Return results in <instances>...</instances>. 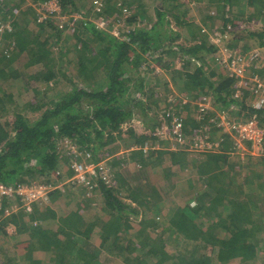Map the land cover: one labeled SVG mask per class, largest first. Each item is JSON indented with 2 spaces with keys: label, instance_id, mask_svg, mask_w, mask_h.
<instances>
[{
  "label": "trees",
  "instance_id": "obj_1",
  "mask_svg": "<svg viewBox=\"0 0 264 264\" xmlns=\"http://www.w3.org/2000/svg\"><path fill=\"white\" fill-rule=\"evenodd\" d=\"M25 1L0 0V21H7L8 18L11 21V30L0 35V78L8 81L7 89L0 94V183L17 187L42 177L50 179L52 176L56 183L66 176L71 177L70 170L65 175L58 174L57 170L60 164L68 169L69 158L64 148L60 147L64 139L73 142L79 150L88 151L94 162L109 159L113 170L112 183H99L98 191L91 197L98 194L101 198L98 207L103 216L96 222H86L84 218L89 205L87 202L91 203V198L78 203L74 211L60 218L51 210L37 206H33L28 214L21 210L7 218H3L0 212L2 234L7 226H13L17 234H27L29 240L19 244L20 248L26 249L25 260L31 261L35 247L47 253L54 252V256L49 258L50 264H100V250L86 249L91 246V236L96 227L99 229V246H105L113 239L107 245V251L117 255L123 264H212V260L216 264H229L235 260L239 264H251L259 255H264V158L250 163L246 160L243 165L237 164L235 159L232 161L230 153L234 146L230 135L231 140H224L223 135H214V140L222 138L219 150L211 154H197L199 157L191 165L192 168L189 166L192 152L160 151L147 158L141 150H132L146 141L154 140L151 135L161 124V121L148 118L150 106L158 108L156 115L170 111L169 107L160 109L170 101V96L156 91L160 88L157 87L158 83L149 84L141 76L153 71L152 65L169 69L174 74L171 81L174 84L181 82V92L191 94L195 91L199 95L212 97L214 106L221 104L226 107L232 102L230 96L235 81L212 67L216 64L212 57L216 56L220 44L211 42L208 31L214 36L215 31L221 37L224 34L232 35L227 44L220 39L230 50L233 44L240 43V55L247 54L248 49H256L263 56L264 30L248 31L242 25L261 17L264 19V0H206L202 7L215 8V17L220 20L219 28L213 26L215 17L211 13L199 22L187 19L189 3L201 4L204 0H163L164 4L155 7L152 18L143 16L142 6L137 9L139 14L136 11L132 14L130 7L132 15L126 23L137 27L127 34L128 42L101 33L91 25L81 26L80 32L74 29L72 34L75 42V77H70L67 69L62 70L57 66L60 62L62 66L65 64V67H69L71 61L65 55L70 51L58 46L56 49L60 52L57 51L55 55L51 50L50 35L42 36L49 30L60 40L62 32L58 26H54L55 21L36 23L34 7L44 0H31V6L23 10L21 5ZM58 1L64 12L78 11L75 0ZM122 1L125 4L128 2ZM104 2L105 11L101 15L112 24L118 13V3L116 0ZM168 16L170 18L167 20ZM142 22H146L145 26H140ZM30 24L35 27H29ZM149 24L151 26H147ZM170 26H174L176 31L168 29ZM182 31L186 34H182ZM155 52L158 55L153 58ZM22 55L27 57L23 66L25 70L31 66L41 67L28 76V83H41L43 90H46L39 92L33 89L35 99L23 106L26 111L40 112L34 121H30L17 107L9 106L13 99L9 83L20 76L14 64ZM148 55H151V63H147ZM177 60L181 64L180 70L174 65ZM193 61L198 64L190 69ZM254 72L263 78L264 69L256 68ZM60 78L68 83L69 88L54 94L50 85L57 86ZM163 86L167 94L168 82H163ZM177 98L179 104L181 98ZM245 99L239 104L242 109H246ZM188 106L183 108L185 114L190 108ZM179 108L173 107L175 110ZM195 114L196 109L194 114L185 118V133L193 134L204 126L212 130V135L219 131L208 122L207 117L198 121ZM255 114L264 124V110L247 111L248 116ZM136 116L142 118L138 126L131 124ZM119 141L123 144L127 141L121 156L117 155L120 152ZM163 156H168L170 166H177L181 173L194 168L200 183L196 186L191 180L188 181L193 196L184 206L176 207L168 219V229L175 231L174 241L190 247L189 251L178 252L175 256L167 253L160 236L152 238V233L156 235L159 228L160 192L149 186L147 181L142 183L145 178L141 177L144 174L148 176L147 173L139 174V182H135L127 179L123 170H119L133 161L140 165V172L146 171L149 166L155 170ZM178 170H168L163 176L173 179ZM63 195L55 191L50 195L51 201ZM192 201L196 203L194 207L190 206ZM142 213L146 218L140 221L139 230L132 239H126L125 244L120 245V234H128L133 227L131 216H142ZM196 219L209 221L210 226L205 229L204 222L198 224ZM46 220H52L55 224L47 227L43 225ZM159 232L164 233V228ZM77 236H82L84 240L80 241ZM207 249L209 255L204 254ZM132 253L135 255L130 258ZM150 256L156 259L155 262L147 261ZM13 259L6 258L1 264H16ZM30 263L39 264L37 261ZM45 264L49 262L46 260Z\"/></svg>",
  "mask_w": 264,
  "mask_h": 264
},
{
  "label": "rangeland",
  "instance_id": "obj_2",
  "mask_svg": "<svg viewBox=\"0 0 264 264\" xmlns=\"http://www.w3.org/2000/svg\"><path fill=\"white\" fill-rule=\"evenodd\" d=\"M75 1L77 2V5H78V11L77 12H72V11L65 12L66 13V21H65L66 23H64L62 25H58L55 22V24H54V26H58L59 31L62 32L60 40L56 39L55 33L50 32L51 33L50 34L49 30H48V32L47 31L44 32V35L42 34V36H44V38H45V36H47V33L50 35L51 50H52V52H54L55 55H57V53H58L57 51H59L56 49L58 46H60V48H67L70 51L68 54L65 55V58H68L71 61L69 63V67L68 68L65 67L66 66L65 64L62 66V64L60 62H58V64H57L59 69H62V70L67 69L70 77L76 76L75 60H74L75 53L73 52L75 42H73L74 39L72 37L73 30L78 29L80 32V27L81 26L84 27L81 20H83L85 16L88 18V17H91L93 15L94 7L98 2L102 3L104 8H105V2H104L105 0L104 1L103 0H75ZM113 1H115V0H113ZM116 1H117V3L122 5V8L126 7V10L127 9L129 10V8L131 7L132 14L135 11H136L135 13H138L139 12L137 10L138 7L142 6L141 10H142V13L144 15L143 14H141V15H143L145 18L147 16H150L149 18H152L154 16L153 11H154L155 7L156 6L159 7L161 4H164L163 0H127L128 2L126 4L123 3L122 0H116ZM41 2H43V1H41ZM41 2L36 4V6L34 7L35 12H36L37 6ZM205 3H206V0H204V2H202L201 4H196L194 2H190L189 3L190 4V6H189L190 11L188 13L187 19L189 21H192L193 19H195L194 22H199V20L201 21L205 17V15H208L210 13H211V15H213L212 17H215L216 16L215 8L213 6H210L209 8H203L202 5ZM31 4H32L31 0H26L25 3H23L21 5V8L23 10H25L24 8L31 6ZM109 5H111V2H109ZM236 11H237V9H236ZM236 11L234 10V12H236ZM128 12L131 16L132 15L131 11L129 10ZM36 15H37V13L35 14V17H36ZM169 18L170 17L168 16L167 20ZM74 19H76V20H74ZM11 20H13V19H11ZM15 20L17 21V19H15ZM142 20H143V18L141 19V21ZM52 21H54V20L50 19V20L41 22L39 19H37L36 23L39 24L41 22L43 24L44 23L48 24V23H52ZM4 22L10 24L11 21L8 18V20L4 21ZM145 23L146 22L140 23V26H145ZM219 24H220V20H217L215 17L213 20V26L219 28ZM147 26H151V25L149 24ZM29 27L34 28L35 26L30 24ZM242 27L244 29H247L248 31L249 30L250 31L264 30V19H263V17H261L258 20H253L251 22L244 23L242 25ZM168 29L172 30L173 32L176 31V30H174V26H170ZM183 33L186 34L185 31H182V34ZM208 35L211 36V40L221 38L225 43L228 41L229 38L232 37V35L226 34L227 39L222 38L221 34H219L218 31H215L216 37L213 34H211V31H208ZM42 38L43 37H41V39ZM229 43H230V41L228 42V44ZM233 45L234 46L232 47L233 49L231 50V52L236 53V54H240L241 52H239V49L241 51V44L235 43ZM220 46L221 47L224 46L222 41H221ZM221 50H222V48H220L218 50V52L216 53V56L214 55L215 57L214 56L212 57L214 62L216 63L212 67H214L217 70V72H219L220 74L222 73V75L224 74L225 76H227L225 73L226 69L224 67V64L222 63V58L225 59L226 57H224L225 56L224 52L220 53ZM248 51L249 52H247V54L242 55V56H250V55L253 56V54L258 53L259 60L257 61L256 67L258 70H263L264 69V55L262 56L261 51L256 50V49H254V50L248 49ZM157 55H158V53L155 52L153 54V58H155ZM219 55H220V57H219ZM216 57H219V61L216 60ZM26 59H27V57L25 55H22L21 57L18 58V60L14 64V68L20 71V76L18 79L10 81V83H9L10 84V91L9 92L12 93V96H13V99L11 100L12 104H9V106L12 108L17 107L18 110L23 111L24 115L30 121H34L35 119H37L39 117L40 112L32 113V112L26 111L24 109L25 107H23V106L25 104H27L28 102L35 99L33 89L34 90L38 89L39 92H45L46 90H43L44 86H42L41 83H35L33 81L28 83V80H27L28 76H30L33 72L40 70L41 67L39 65L31 66L29 69L25 70V68L23 66L26 63ZM149 59L152 60L151 55H148L147 63H151L149 61ZM179 62L180 61L177 60V62L174 63V65H175L176 69L180 70L181 64ZM197 64H198V62L193 61L191 63V67H189V68L193 69L194 66ZM154 66L155 65H152V67L154 68L153 71H149L148 73L142 74L141 76H144L145 81L148 82L149 84L158 83L157 87L158 88L160 87V88L157 89L156 91L162 92L164 94V96H170V101L168 100L169 102L166 103L167 105L164 104V106H161L160 109L168 108V107H169V109H173V107L179 106L180 108L178 110H180L181 112L184 113L183 118H186L187 116L190 117L192 114H194L195 113V108H194L195 106L194 105L199 100V98L203 95L202 94L199 95L195 91L191 92V94H187V92H185V91L181 92L179 89V85L181 84V82H178V83L176 82V84H174L171 81V78L174 76V74H172V72L169 69H165V68L161 69L160 67H154ZM11 68H13V67H11ZM189 68L187 70H189ZM255 69L256 68H253L252 70H249V71L251 73L255 74V72H254ZM9 71H10V69L6 70L7 73ZM249 74L250 73L246 72L247 76H249ZM263 78H264V76H263ZM165 81L168 82V86H169V89H168L169 92L167 94L164 91V86L162 87V84ZM7 83H8V81H4L3 78H0V94H1V92H3V89H7V87H8ZM234 84H235V82H234ZM50 87H51L50 90H52L54 94L62 93L63 91L68 90V88H69L68 83L65 82L63 78L59 79L57 86L50 85ZM177 97L181 98V101L183 99H187L188 103L186 105H183V106L180 104L181 102L178 104V101H177L178 98ZM210 98L212 100V104L214 105L215 102H214L213 98L212 97H210ZM36 99L38 100V96L36 97ZM188 104H189L188 108L189 107L190 108L186 111V114H187L186 115L185 111H183V108L185 106H187ZM222 106L223 105L218 104L217 106H215V108L219 109ZM157 109H158L157 107H154L153 105H151L149 110L147 111L148 112L147 113L148 118L152 117L153 119H155V121H160V119H161L160 114L156 115V113L158 112V111H156ZM185 110H186V108H185ZM153 111H156V112L154 113ZM196 112L198 113L197 110H196ZM138 116H140V115H138ZM138 116L135 117L136 119L132 120L131 124H135L136 126H138L139 124L142 123L141 122L142 118L138 117ZM196 116H197V114H195V118H198ZM188 120H189V118H188ZM214 135H216V136L223 135L224 140H225V138L230 139L228 137L229 135L226 134L222 130H219V131L217 130L215 134L210 135L212 141H214ZM153 141L154 140H149L148 142H153ZM231 142L234 144L235 140H231ZM160 143H161L160 144L161 148L166 147V145L162 144V142H160ZM120 144L121 145H120L119 149L121 151H123L124 150L123 146L127 145V141L125 142V144H123L122 142H120ZM236 144L237 143H235V145ZM60 147L64 148L61 145V143H60ZM160 151H162V150H159L158 152H160ZM163 151H166V150H163ZM158 152H150L144 156L149 158V155L154 154V153H158ZM167 153H171V152L167 151ZM127 154L129 155V153H126V155ZM197 154L198 153H194V154L189 155V158L191 159L190 160L191 163H189L190 167L193 164V162L196 163V160L199 157ZM207 154H211V153H207ZM202 155H205V154H202ZM230 155L232 156V157H230L232 161L235 159L236 163L237 164L240 163L241 165H243L246 162V160H248L247 162H249V163L250 162H256L258 160L257 157H255L251 154L245 153V152L240 153V152L235 151L233 153H230ZM137 164H138L137 161H133L130 165L127 164L124 167L122 166L121 168H119V170L121 171V170L126 168L125 170L122 171V173L126 176L127 179H130L131 181H135V182H139L138 181L139 174L147 173L148 176H146V174H144L145 176L141 177L142 179L145 178V180L142 181V183H146V181H147L149 186H151L154 189L155 188L158 189V191L160 192L159 195L161 196L162 201L160 202V209H159V212L157 215V224H158L159 228L157 226L158 232L156 235L152 233V238L154 239V238H158L160 236L163 239L164 244L166 245L167 253L171 256L177 255L178 252H184L186 250L189 251L190 247H188L187 244L174 241L175 231L171 230L170 228L168 229V219L171 216L172 211L176 207L184 206V204L186 202H188V200L193 196V191L191 190L188 181L191 180L193 182V184L195 183L196 186H199L200 183H198V177L195 175L196 173L193 170L194 168L192 169V171L185 170L183 173H181V170H178L177 166H170V161L168 159V156L162 157V159L160 160V164L158 165V168L155 170H153L152 167L149 166V167H146V171L140 172L139 171L140 165L139 164L137 165ZM153 166H155V165L153 164ZM57 170H58V174L65 175L69 169H67L66 165L60 164L58 166ZM168 170H171V171L178 170V171H176V176L173 178L174 180L171 178L170 179L164 178L163 173H166V172L168 173ZM261 171H263V169ZM245 174H247V172ZM245 174H244V177H245ZM240 176L243 177V175H240ZM49 178L50 179H44L42 177L38 180L30 181V183H32V182H45L46 180L55 181L52 176H50ZM62 188L64 189V192H62V194H64V195L62 197L55 199L53 202L51 201V197H50L47 204H45L43 206L41 204H38L37 208H39V209L47 208V209L51 210L52 212H54L57 218H60V217L67 215L69 212L74 211L76 209V206L78 205V203L83 202V201L86 202L87 200H89L92 197V194H90V192L87 191L86 187H84V186H78V185L77 186H72V185L68 186V185H65ZM90 200H91V203L87 202V203H89V205L86 208L87 210H86V214H84V218L86 219V222H88V221L96 222L98 219H100L103 216L101 209L98 207V204L101 202V198L97 194L93 198H91ZM195 205H196L195 202H193V201L190 202L191 207H194ZM34 206H36V205H34ZM135 208H136V205H135ZM10 209L11 208H9V204H7V202L4 201L1 204L0 212H2L3 218H7L12 214H15V213H18L19 211H21V210H17L10 215H6V211H10ZM218 212H220V210ZM145 218H146V216L144 213H142V216L141 215L131 216L130 221H131V224L133 227L130 229V231H128V234H124V235L122 233L120 234L118 243L120 245H123V244H125L126 239L127 240L132 239L135 232L137 230H139V228H140L139 227L140 221L144 220ZM196 221L198 222V224H199V222L201 223V221L204 222L203 227L205 229L210 226L209 221L206 222L205 220L203 221V220H199V219H196ZM54 224H55V222L52 220H46L45 222L43 221V225H45L47 227L49 225L53 226ZM33 225H37V223H33ZM163 228H164L165 232L161 234L159 232V230L163 229ZM2 233L3 232L0 231V264L2 263V261L4 262L6 258L7 259L8 258H14L15 260L14 259L13 260L16 264H31L30 262L33 263L35 261H37L39 264H45L46 260L50 264L49 258H50V256H54V252L53 253H47L45 251L38 250L35 247L32 249L31 261L29 262V261L25 260L26 249L20 248L19 244H20V242L28 239V236L26 233L17 234L15 231V228L13 226H7L5 228V233L4 234H2ZM77 237L80 241L84 240V238H82V236H77ZM112 241H113V239H111V241L107 242L105 244V246H99L100 245L99 229L96 227L94 233L91 236L90 248H86V247L85 248L88 250H90L91 248L92 249L95 248L96 250L97 249L100 250L99 251L100 253L98 256V261L100 262V264H123L122 260L117 255H115L114 253L111 254L107 251V245L112 243ZM208 250L209 249H207L204 252V254L206 253L207 255H209ZM201 253H203V251ZM263 253H264V250H263ZM134 255H135V253H132L130 258H133ZM213 257H214V255L212 256V258ZM155 260L156 259L152 256H150L147 259V261L149 263L155 262ZM211 263L216 264V263H213V260ZM263 263H264V255H259L257 260H255V262L251 263V264H263ZM229 264H239V261L235 260L234 262H231Z\"/></svg>",
  "mask_w": 264,
  "mask_h": 264
},
{
  "label": "built area",
  "instance_id": "obj_3",
  "mask_svg": "<svg viewBox=\"0 0 264 264\" xmlns=\"http://www.w3.org/2000/svg\"><path fill=\"white\" fill-rule=\"evenodd\" d=\"M117 9L118 13L115 15L114 22L110 24L111 21L106 20L105 16L101 15L105 9L103 4L98 2L94 7L93 15L88 18L85 16L81 20L83 26L91 25L101 33L109 34L119 41L128 42L127 34L135 30L137 26L126 23L130 17L126 7L122 8V5L118 3ZM36 13L37 19L41 22L53 19L58 25L66 23V13L63 12L58 0H44L37 6ZM10 27L9 23L0 21V35L10 31ZM222 38H226V34ZM211 42L219 45L221 39H212ZM220 48H222L220 53L224 52V57H226L225 59L222 58L226 77L235 81L230 96L232 102L226 107L223 105L217 109L209 96H201L194 105L198 111L196 116L198 118L195 119L200 121L207 117L212 126L230 135L232 140H235L233 152H245L258 159L264 158V124L260 122L257 114L247 115L249 109L254 112L264 110V79L249 71L257 68L259 55L255 53L253 56H242L231 52L224 46H220ZM219 57H216L217 61H219ZM246 72L250 73L249 76L246 75ZM244 99L246 109L239 106ZM187 103L188 100L183 99L180 104L183 106ZM183 116L178 109H170V111L160 115L161 124L151 135L154 141H146L137 148L133 147L132 150H141L144 155L159 150L168 152L188 151L198 154L216 153L222 138L212 141L210 137L212 130L209 131L207 126L200 127L193 134L185 133L184 121L186 119ZM160 142L165 143L166 147L161 148ZM235 143L237 144L235 145ZM61 145L69 158L68 169L72 174L71 177L63 178L58 183L53 180H46L45 182H29L17 187L0 183V206L5 201L11 208L10 211H6V215L17 210L30 213L34 205L41 204L43 206L47 204L53 192H64L62 187L65 185L84 186L90 194H95L98 191L97 185L99 183L105 185L112 183L113 170L108 159L94 162L88 151L79 150L73 142L67 139H64Z\"/></svg>",
  "mask_w": 264,
  "mask_h": 264
},
{
  "label": "crops",
  "instance_id": "obj_4",
  "mask_svg": "<svg viewBox=\"0 0 264 264\" xmlns=\"http://www.w3.org/2000/svg\"><path fill=\"white\" fill-rule=\"evenodd\" d=\"M123 152H124V150H123V151L120 150V152H119L117 155H120V156H121V155H123ZM126 152H127V151H125V153H126ZM110 159H111V158H110ZM108 163L110 164V160H109V159H108ZM129 165H130V164H129ZM125 169H126V168H125ZM125 169H123V170H125Z\"/></svg>",
  "mask_w": 264,
  "mask_h": 264
}]
</instances>
